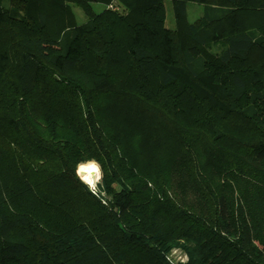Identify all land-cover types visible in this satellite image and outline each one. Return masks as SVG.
Returning a JSON list of instances; mask_svg holds the SVG:
<instances>
[{"label":"trees","instance_id":"16d2710c","mask_svg":"<svg viewBox=\"0 0 264 264\" xmlns=\"http://www.w3.org/2000/svg\"><path fill=\"white\" fill-rule=\"evenodd\" d=\"M170 1L0 0V264H264V0Z\"/></svg>","mask_w":264,"mask_h":264},{"label":"rangeland","instance_id":"374dc122","mask_svg":"<svg viewBox=\"0 0 264 264\" xmlns=\"http://www.w3.org/2000/svg\"><path fill=\"white\" fill-rule=\"evenodd\" d=\"M5 1V0H4ZM94 10L99 11L102 9V6L100 4H93ZM164 6H165V21L164 25L168 29L175 28V22L171 7V1L170 0H164ZM74 14L77 18V21L80 22L82 19L81 12L76 7H73ZM202 13V5L196 2L188 1L186 2V17L189 22L194 21L197 17H199ZM211 50L216 51L219 48L223 47L221 44L211 45ZM65 151L67 158L69 162L72 164L71 167V173L73 165L80 162L83 157L90 154L93 155L96 159V161L100 164V156L97 152V149L95 147V144L93 143V140L91 139L88 130L87 129H81L77 132L70 133L67 137V143L65 146ZM78 182V181H77ZM79 183V182H78ZM102 190H105L106 195H110L113 193V191L117 190V185L112 181V179L109 176H104L102 172ZM90 194V193H89ZM94 198L99 199L97 194L93 195ZM170 258L172 261H184L186 260V256L178 249H174L170 253Z\"/></svg>","mask_w":264,"mask_h":264},{"label":"clouds","instance_id":"9594fccd","mask_svg":"<svg viewBox=\"0 0 264 264\" xmlns=\"http://www.w3.org/2000/svg\"><path fill=\"white\" fill-rule=\"evenodd\" d=\"M76 178L93 195L99 192L102 182V168L98 161L91 159L78 162L74 169Z\"/></svg>","mask_w":264,"mask_h":264},{"label":"bare ground","instance_id":"6f19581e","mask_svg":"<svg viewBox=\"0 0 264 264\" xmlns=\"http://www.w3.org/2000/svg\"><path fill=\"white\" fill-rule=\"evenodd\" d=\"M77 164V163H76ZM76 164H74L73 165V168H72V172H73V174L75 175V172H74V169H75V166H76ZM77 181L79 182V184L87 191V192H89L85 187H84V185H82L81 183H80V181L77 179ZM90 193V192H89ZM90 194H92V193H90Z\"/></svg>","mask_w":264,"mask_h":264},{"label":"water","instance_id":"95a60500","mask_svg":"<svg viewBox=\"0 0 264 264\" xmlns=\"http://www.w3.org/2000/svg\"><path fill=\"white\" fill-rule=\"evenodd\" d=\"M73 176L76 178V176L73 174ZM76 180H77V178H76Z\"/></svg>","mask_w":264,"mask_h":264}]
</instances>
